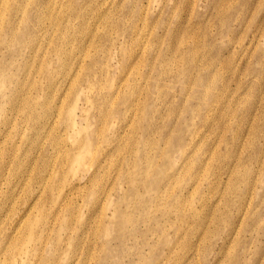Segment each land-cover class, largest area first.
Listing matches in <instances>:
<instances>
[{"label":"rangeland","instance_id":"1","mask_svg":"<svg viewBox=\"0 0 264 264\" xmlns=\"http://www.w3.org/2000/svg\"><path fill=\"white\" fill-rule=\"evenodd\" d=\"M8 1L0 264H264V0Z\"/></svg>","mask_w":264,"mask_h":264},{"label":"bare ground","instance_id":"2","mask_svg":"<svg viewBox=\"0 0 264 264\" xmlns=\"http://www.w3.org/2000/svg\"><path fill=\"white\" fill-rule=\"evenodd\" d=\"M16 4H17V0H9L8 1V14H7L8 16H7V18H9L10 21L12 19V17H11V13L13 12L12 10L14 8H16ZM0 11H1V9H0ZM0 16L1 17H6V15L5 16L4 15H0ZM19 44H21V43L19 42ZM72 51H73V49L65 48L64 46H62V47L61 46H54L53 50L49 54L50 55L49 58L51 60H49V58L46 59V62L43 65V66H45V68H44V71H43L42 75L45 76L46 80L51 82L52 80L58 79L62 75H63V78H66V72H65L64 69H65V65L69 64L68 60L71 58ZM20 67H23V65H20ZM81 69H82V67H81ZM24 70L30 71V67L28 65H24ZM2 77H3V75L0 74V78L1 79H2ZM20 79H21V75L17 76L16 82L19 81ZM81 80H84V84H85L84 88H85V90H83V88H81L82 86L80 87V89L78 90V92H76V94L74 96V104L70 108V109H72L73 114L75 113V117L78 115L77 112H76V109H75V105L77 106V104H78L77 101L82 96H86V93H85L86 91H90L91 85L93 83V76L88 74L85 77V74H83L81 76ZM2 81H4V80L2 79ZM36 85H37V82H36ZM116 87H117V85L115 83L114 84L111 83L107 87L108 92H112ZM11 89H13V88H11ZM37 91H35V92H37ZM30 96L32 97V95H30ZM28 105H30V103ZM37 107L39 109H41V110H40V113H35V115L31 119L32 122H36L34 125H30V127H31V129H33V131L42 129L44 127L45 121L48 119L49 115L52 114V111H53V107H49L45 103L44 104L43 103H39V105ZM127 107H129V108H127ZM125 108L132 109V104L124 105V109ZM32 109H35V105H32ZM32 109L29 110V114L31 112H33ZM123 112L124 111H120V113H123ZM66 113H67V115L69 114V110L68 109H67ZM113 114L117 115V114H119V111H115V112H113ZM41 116L46 118V120L38 122L40 120ZM75 117H72V119L70 121V129H71V131L68 132L70 137L73 136L74 132H79L82 128H84L86 126V124H87V121L89 120V118L87 120L86 119H82L81 121H79L80 125L82 127H78L77 117L76 118ZM68 118H70L69 115H68ZM84 137L86 139L87 133L84 135ZM55 142H56V138H53L50 145L55 147L57 145V143H55ZM89 142H91V141H89ZM95 173H97L96 170H93L92 171V175H95ZM21 222H22V220H21ZM34 224H35V222L33 220L29 223L30 227L34 226ZM27 236L30 237V235H27ZM34 237H35V234H34Z\"/></svg>","mask_w":264,"mask_h":264}]
</instances>
